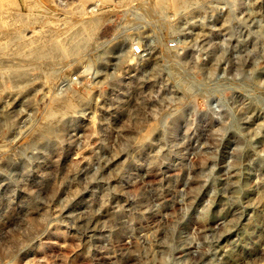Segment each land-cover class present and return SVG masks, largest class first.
I'll return each mask as SVG.
<instances>
[{"label": "rangeland", "instance_id": "obj_1", "mask_svg": "<svg viewBox=\"0 0 264 264\" xmlns=\"http://www.w3.org/2000/svg\"><path fill=\"white\" fill-rule=\"evenodd\" d=\"M32 1L54 27L77 6L102 20L0 91V264H264V0ZM62 95L76 112L33 143Z\"/></svg>", "mask_w": 264, "mask_h": 264}, {"label": "bare ground", "instance_id": "obj_2", "mask_svg": "<svg viewBox=\"0 0 264 264\" xmlns=\"http://www.w3.org/2000/svg\"><path fill=\"white\" fill-rule=\"evenodd\" d=\"M154 1L156 2V0ZM169 1L176 8H184L196 0ZM167 2V0H159L157 8L163 11L168 5ZM235 2L237 1L235 0ZM127 3H130V5L138 4L143 9L145 6H150L152 0H128ZM24 4L30 13L28 11L27 14L26 12L25 14L20 13V11H9L11 12L9 13L3 3L0 2V91L9 89V86H22L27 83L30 78H34L31 74L34 70L38 71L39 74L45 75L48 67H55L63 59H69L84 50L91 42L92 35L102 20L98 12V14L87 16L77 6L65 14L62 27H59L60 25L54 27L44 19L47 14L54 15L53 12L32 0H26ZM34 10L38 13L31 12ZM146 10L148 9L146 8ZM147 13L145 12L146 15ZM36 15L38 18H36ZM33 21L41 22L44 25L42 27L43 30L33 32L30 36H25L22 30L33 24ZM23 26L26 28H21L22 30H20V27ZM173 77L179 78V75L174 74ZM179 83L184 93L183 95L190 99L193 87L181 80ZM75 98L73 95H62L56 96L51 101L47 118L40 131L38 130L37 136H34L33 143L60 138L59 135L54 134L56 133L54 128H57L56 126L58 125L61 126L65 119L69 120L71 118L70 115L72 116L76 112ZM5 121L8 122V119L5 118ZM159 127V122L154 121L143 131H138L135 137L136 145L142 147L150 143ZM58 133H61V131Z\"/></svg>", "mask_w": 264, "mask_h": 264}]
</instances>
